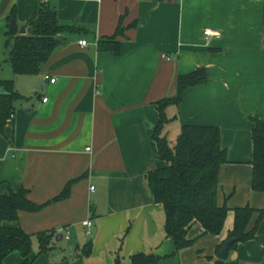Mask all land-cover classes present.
Returning a JSON list of instances; mask_svg holds the SVG:
<instances>
[{
    "label": "crops",
    "instance_id": "obj_1",
    "mask_svg": "<svg viewBox=\"0 0 264 264\" xmlns=\"http://www.w3.org/2000/svg\"><path fill=\"white\" fill-rule=\"evenodd\" d=\"M41 1L54 6L60 24L78 30L59 35L37 74L14 75L9 64L23 98L0 133V195L25 189L44 206L20 210L3 225L63 234L65 243L54 235L47 253L33 236L30 264H131L139 253L154 255L156 264H214L233 210L220 234L200 236L193 223L192 243L175 250L149 190L147 174L163 166L152 139L157 102L176 95L179 75L204 67L206 82L166 108L173 117L167 135L174 124L178 131L183 124L219 127L227 162L217 204L264 209V192L251 188L252 119L264 122V0H0V35L7 39L11 18L27 33ZM118 25L119 52L99 50L95 40ZM70 181L68 195L55 200ZM227 259L264 264V214L255 238L229 248ZM21 262L18 251L4 259Z\"/></svg>",
    "mask_w": 264,
    "mask_h": 264
},
{
    "label": "trees",
    "instance_id": "obj_2",
    "mask_svg": "<svg viewBox=\"0 0 264 264\" xmlns=\"http://www.w3.org/2000/svg\"><path fill=\"white\" fill-rule=\"evenodd\" d=\"M14 16L11 13L10 18ZM76 27L62 25L57 20L54 6L41 1L37 18L28 22V31L22 35L8 34L5 49L14 75H34L47 62L59 44V35L74 32ZM121 25L110 37L96 40L101 51L119 52L118 35ZM207 72L204 67L179 75L177 77V93L172 98H164L157 102L158 120L153 127L152 139L156 144L157 156L163 166L147 174L149 190L154 202L161 204L165 216L164 231L171 238L175 250H180L192 243L187 232L193 223L202 227L200 236L220 234L229 210L234 212V222L228 238L245 242L256 236L257 228L264 209L250 206L230 209L226 204L216 202L218 173L220 167L227 162L226 149L221 146V133L217 126L183 124L175 140L168 139L167 127L173 117H168L166 108L177 105L185 89L206 82ZM12 79H0V133L6 121L13 114L15 103L23 98L14 90ZM252 129L253 158L251 188L264 192V122L253 118ZM72 181L54 199L65 198L69 193ZM44 206L27 197L25 189L10 191L0 195V264H5V257L12 251L21 255V264H30L29 254L32 250V239L36 237L38 252L50 250L54 231H42L31 235L19 226H5L3 222L17 221L20 210L38 211ZM254 214L257 218L254 225L248 228ZM227 238V239H228ZM221 246V245H220ZM219 246V247H220ZM89 251H85V255ZM131 264H156L157 258L152 254H134L130 256ZM214 264H238L236 260L216 259Z\"/></svg>",
    "mask_w": 264,
    "mask_h": 264
},
{
    "label": "water",
    "instance_id": "obj_3",
    "mask_svg": "<svg viewBox=\"0 0 264 264\" xmlns=\"http://www.w3.org/2000/svg\"><path fill=\"white\" fill-rule=\"evenodd\" d=\"M7 29H8V32L10 34H12V35L25 34V26L24 25L18 26V24L16 23L14 18L10 19V21H9V23L7 25ZM0 92H3V90H0ZM62 237H63V234L61 232H58L55 235V240L56 241H61ZM234 241H235L234 238H228L227 240H225L223 242L222 246L220 247V249L218 250L216 257L218 259L225 260L227 258V253H228V250L230 248V245Z\"/></svg>",
    "mask_w": 264,
    "mask_h": 264
},
{
    "label": "rangeland",
    "instance_id": "obj_4",
    "mask_svg": "<svg viewBox=\"0 0 264 264\" xmlns=\"http://www.w3.org/2000/svg\"><path fill=\"white\" fill-rule=\"evenodd\" d=\"M0 75L3 76V78L9 79V61H8V53L5 49V43H6V37L4 35H0ZM16 79L14 76V85H15ZM178 127L174 124L170 128V133L168 135V139L173 142L178 135ZM65 240H62L60 244H64Z\"/></svg>",
    "mask_w": 264,
    "mask_h": 264
},
{
    "label": "built area",
    "instance_id": "obj_5",
    "mask_svg": "<svg viewBox=\"0 0 264 264\" xmlns=\"http://www.w3.org/2000/svg\"><path fill=\"white\" fill-rule=\"evenodd\" d=\"M204 34H205V35H214V36H218V35H219L217 32H213V31H210V30H206V31H204ZM95 41H96V40H95ZM79 44H80L81 46H85V45L87 44V41L84 40V39H82V40L79 41ZM46 78H47V76H46ZM50 81H51V82H54V79H50ZM45 100H46V98L44 99V101H45ZM10 117H12V115H11ZM91 189H93V187H91ZM82 224H83V226H87V227H89V226H91V221L87 219V220L83 221ZM87 233H88V232H87ZM65 238L68 239V236H66Z\"/></svg>",
    "mask_w": 264,
    "mask_h": 264
}]
</instances>
